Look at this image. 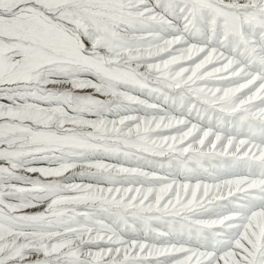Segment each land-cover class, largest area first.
Segmentation results:
<instances>
[{"label": "snow or ice", "instance_id": "1", "mask_svg": "<svg viewBox=\"0 0 264 264\" xmlns=\"http://www.w3.org/2000/svg\"><path fill=\"white\" fill-rule=\"evenodd\" d=\"M0 264H264V0H0Z\"/></svg>", "mask_w": 264, "mask_h": 264}]
</instances>
